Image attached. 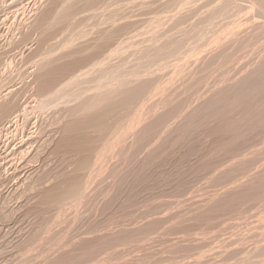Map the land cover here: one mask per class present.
Here are the masks:
<instances>
[{
    "label": "rangeland",
    "instance_id": "obj_1",
    "mask_svg": "<svg viewBox=\"0 0 264 264\" xmlns=\"http://www.w3.org/2000/svg\"><path fill=\"white\" fill-rule=\"evenodd\" d=\"M130 1L99 0L90 14L78 16V30L64 29L76 36L71 43L60 39L54 44L46 42L49 35L43 40L38 26L53 9L52 0H0V264H264V0ZM63 52L71 55L65 60L69 63L82 59L85 71L94 67L96 55L98 62L104 60L103 70L96 68L81 88L90 92L85 99L95 100L86 111L96 124L93 111L108 108L103 125L74 131L66 141L61 127L86 113L68 115L80 104L72 98L79 90L67 86L70 93L61 91L63 97L57 94L44 109L38 93L43 74L46 83L52 78L43 64L49 69ZM104 92L120 99L106 98ZM113 104L117 107L111 112ZM18 114L24 117L16 125ZM24 135L30 141L24 138L29 144L21 145ZM74 181L80 182L77 194L57 200Z\"/></svg>",
    "mask_w": 264,
    "mask_h": 264
},
{
    "label": "bare ground",
    "instance_id": "obj_2",
    "mask_svg": "<svg viewBox=\"0 0 264 264\" xmlns=\"http://www.w3.org/2000/svg\"><path fill=\"white\" fill-rule=\"evenodd\" d=\"M15 0H13V2H14ZM53 2H51L52 4H53V9H51V10H49V11H47L43 16H44V21L42 22V24H41V22H38V23H40V24H38V26L39 27H41V29L43 30L42 32H43V35L42 36H45V35H49V36H51V39H49V36L46 38V36L45 37H43L44 39L43 40H45V39H49L48 41H46V42H49V41H55L54 42V44L57 42H59V41H57V40H63L64 42H67V41H72L74 38H76V36L73 38V33H74V31H76L75 29H76V27H77V30L79 29L78 28V22H79V18H78V16L79 15H81L82 13H84V12H86V11H90L89 9H92V8H94V6L96 5V3L99 1V0H52ZM104 0H102V2H103ZM123 0H121V2H122ZM128 1V3H130L131 4V1L129 2V0H127ZM136 1V0H135ZM231 1V0H230ZM238 1V0H237ZM247 1V0H246ZM120 2V1H119ZM124 2H125V0H124ZM124 2H122V3H124ZM227 2H228V0H227ZM235 2V1H234ZM240 2H242V1H240ZM77 3V4H76ZM133 3V2H132ZM230 3V2H229ZM254 3V2H253ZM14 4V3H13ZM75 4L76 5H78L79 4V6H81V7H79V9L77 8L76 9V6H75ZM83 4V5H82ZM99 4H101V3H99ZM98 4V5H99ZM120 5H121V3H119ZM118 4V2H117V5H119ZM126 4V3H125ZM232 4V3H231ZM231 4H230V7H231ZM236 4V3H235ZM255 4V3H254ZM262 4H264V2L262 3ZM261 4V5H262ZM38 5V4H37ZM103 5H104V3H103ZM217 5V4H216ZM223 5H224V3H223ZM222 5V6H223ZM234 5V4H233ZM101 6V5H100ZM105 6V5H104ZM123 6V5H122ZM127 6V5H126ZM218 6V5H217ZM217 6H216V8H217ZM225 6V5H224ZM236 6V5H235ZM234 6V9L236 8ZM238 6V5H237ZM254 6V5H253ZM264 6V5H263ZM96 7H98V6H96ZM129 7V6H128ZM131 8H133V6H130ZM225 7H227V6H225ZM230 7H228V8H230ZM123 8V7H122ZM127 7H125V9H126ZM215 8V9H216ZM222 8V7H221ZM233 8V7H232ZM99 9V8H98ZM102 9V8H101ZM104 9V8H103ZM107 8H105V11H107L106 10ZM114 9V8H113ZM112 9V10H113ZM214 9V10H215ZM223 9V8H222ZM132 10V9H131ZM220 10V9H219ZM224 10V9H223ZM37 11H38V9H37ZM99 11V10H98ZM97 11V12H98ZM115 11V10H114ZM123 11H125V10H123ZM128 11H130V10H128ZM226 11H228V10H226ZM225 11V12H226ZM34 12V11H33ZM100 12H103L102 10L100 11ZM113 12V11H112ZM111 12V13H112ZM119 12V11H118ZM212 12V11H211ZM224 12V11H223ZM222 12V13H223ZM229 13L230 12H232V11H230V9H229V11H228ZM234 12H236V10H234ZM91 13V11L88 13V14H90ZM105 13V12H104ZM117 13V12H116ZM116 13H114V16L116 15ZM131 13V12H130ZM130 13H128L129 15H130ZM237 13V12H236ZM42 14V13H41ZM86 14H87V12H86ZM98 15H99V13H97ZM101 14V13H100ZM103 14V13H102ZM101 14V15H102ZM107 14H109V12L107 13ZM119 14V13H118ZM123 14V13H122ZM126 14V13H125ZM220 14H221V12H220ZM227 13H225V15H226ZM101 15H100V17H101ZM124 15V14H123ZM225 15H222V16H225ZM228 15V14H227ZM233 15H235L234 13H233ZM43 16H41L42 18H43ZM85 16V15H84ZM105 15H103V17H104ZM108 16V15H107ZM109 16H110V14H109ZM122 15H120L119 17H121ZM215 16V15H214ZM229 16V15H228ZM40 17V18H41ZM86 17V16H85ZM116 17V16H115ZM127 17V16H126ZM154 17V16H153ZM165 17V16H164ZM200 17V16H199ZM210 17V16H209ZM212 17V16H211ZM87 18H88V16H87ZM98 18V17H97ZM108 18H110V17H108ZM114 18V17H113ZM83 19H84V17H83ZM89 19V18H88ZM91 19V18H90ZM98 19H100V18H98ZM103 20H104V18H102ZM111 19V18H110ZM115 19V18H114ZM132 19V18H131ZM153 19V18H152ZM165 19V18H164ZM37 20H38V18H37ZM36 20V21H37ZM130 20V19H129ZM129 20H127V21H129ZM40 21V20H39ZM98 21V20H97ZM108 21V20H107ZM111 21H112V19H111ZM117 21V20H116ZM120 21V20H119ZM123 21V20H122ZM232 21V20H231ZM118 22V21H117ZM124 22H126V20L124 19ZM131 22V21H130ZM149 22V21H148ZM163 22V21H162ZM165 22H166V19H165ZM101 23V22H100ZM99 23V24H100ZM195 23V22H194ZM232 23V22H231ZM107 24H109V23H107ZM115 24V23H114ZM120 24H121V21H120ZM127 24V23H126ZM131 24V23H130ZM133 24V23H132ZM151 24V23H150ZM163 24H164V22H163ZM169 24V23H168ZM35 25H37V23H35ZM105 24H103V26H104ZM135 25V24H134ZM145 25V24H144ZM147 25H148V23H147ZM152 25V24H151ZM62 26H65L64 28H62V29H60V27H62ZM74 26V28H71V30L73 31V33H67L68 31L67 30H64L65 28H67L68 29V27H73ZM115 26V25H114ZM123 26H124V24H123ZM130 26V25H129ZM136 26V25H135ZM150 26V25H149ZM117 27V26H116ZM133 27V26H132ZM144 27V26H143ZM163 27H164V25H163ZM34 28V27H33ZM32 28V30L33 31H36V30H34ZM38 28V27H37ZM114 29H115V27H113ZM118 28H120V27H118ZM135 28V27H134ZM150 28L151 27H148V29H149V31H150ZM203 28V27H202ZM201 28V29H202ZM40 29V28H39ZM38 29V30H39ZM58 29V30H57ZM113 29V30H114ZM123 29V28H122ZM125 30L127 29V28H124ZM133 29V28H132ZM131 29V30H132ZM142 29V28H141ZM140 29V30H141ZM146 29H147V26H146ZM145 29V30H146ZM204 29V28H203ZM57 30V31H56ZM68 30H70V28L68 29ZM70 30V31H71ZM124 30V31H125ZM130 30V29H129ZM134 30V29H133ZM144 30V31H145ZM168 30V29H167ZM187 30V29H186ZM205 30H207L206 28H205ZM204 30V31H205ZM135 31V30H134ZM141 31H143V30H141ZM141 31H139L140 33H141ZM203 31V32H204ZM208 31V30H207ZM52 32V33H51ZM114 32H116V31H114ZM113 32V33H114ZM131 32H133V31H131ZM130 32V33H131ZM151 32V31H150ZM179 32V31H178ZM32 33H34V32H32ZM36 33V32H35ZM35 33H34V35H35ZM103 32H101V35H103L102 34ZM105 33V32H104ZM127 33H128V31H127ZM134 34H135V32H133ZM137 33H138V31H137ZM201 33V32H200ZM42 34V33H41ZM40 34V35H41ZM66 34H68V35H66ZM75 34H76V32H75ZM106 34H108V33H106ZM118 34V33H117ZM125 34V33H124ZM139 34V33H138ZM145 34H147V30H146V33H144V35H143V37L144 36H146ZM196 34V33H195ZM206 34H208V33H206ZM39 35V34H38ZM110 35V34H109ZM108 35V36H109ZM125 35H127V34H125ZM140 35V34H139ZM142 35V34H141ZM141 35H140V37H141ZM176 35V34H175ZM180 35V34H179ZM191 35V34H190ZM31 36V35H30ZM29 36V37H30ZM42 36H38L39 38H40V40L42 39ZM65 36V38L63 39V37ZM93 36H94V34H93ZM111 36V35H110ZM131 36H133L132 34H131ZM135 36V35H134ZM148 36H150V34L148 35ZM153 36V35H152ZM178 36V35H177ZM198 36V35H197ZM201 36V35H200ZM71 37L73 38V39H71ZM91 37V36H90ZM103 38H104V36H102ZM101 36H100V38H102ZM112 37V36H111ZM114 37V36H113ZM112 37V38H113ZM122 37H124V35L122 36ZM127 37H128V35H127ZM203 37V36H202ZM216 37V36H215ZM95 38H97V40H99L98 39V37H95ZM106 38V37H105ZM142 38V37H141ZM146 38V37H145ZM153 38V37H152ZM178 38V37H177ZM191 38V37H190ZM193 38V37H192ZM201 38V37H200ZM203 38H205V37H203ZM222 38V37H221ZM35 39V38H34ZM87 39V38H86ZM90 39V38H89ZM88 39V40H89ZM92 39H94V38H91V40ZM108 39H110V37L108 38ZM107 38L105 39V40H108ZM115 39V38H114ZM113 39V40H114ZM144 39V38H143ZM155 39V38H154ZM173 39V38H172ZM202 39V38H201ZM200 39V40H201ZM217 39H218V37H217ZM42 40V41H43ZM102 40V39H101ZM130 40V39H129ZM145 40V39H144ZM150 39H148L147 41H149ZM180 40V39H179ZM196 40V39H195ZM221 40V39H220ZM219 40V41H220ZM41 41V42H42ZM62 41V42H63ZM110 41V40H109ZM127 42H128V40H126ZM133 41H136V40H133ZM146 41V42H147ZM150 41H152V39L150 40ZM197 41H198V39H197ZM91 42V41H90ZM101 42H103V41H101ZM139 42V41H138ZM189 42V41H188ZM195 42V41H194ZM210 42V41H209ZM214 42V41H213ZM51 43V42H50ZM56 43V44H57ZM71 43V42H70ZM110 43V42H109ZM111 43H112V39H111ZM115 43V42H114ZM132 43H134V42H132ZM142 43V42H141ZM153 42H151V44H152ZM49 44V43H48ZM67 44H69L68 42H67ZM90 45L92 44V42L91 43H89ZM93 44H94V42H93ZM95 44H96V42H95ZM94 44V45H95ZM102 44V43H101ZM108 44V43H107ZM136 44V43H135ZM143 44V43H142ZM149 44V43H148ZM148 44H147V47H148ZM156 44V43H155ZM195 44V43H194ZM197 44H198V42H197ZM206 44H208V42L206 43ZM210 44V43H209ZM46 45V44H45ZM53 45V44H52ZM59 45V44H58ZM58 45H55V46H58ZM88 45V44H87ZM90 45H89V47H90ZM97 45V44H96ZM95 45V46H96ZM100 45V44H99ZM124 45V44H123ZM129 45V44H128ZM144 45V44H143ZM143 45H141V46H143ZM146 45V44H145ZM153 45V44H152ZM200 45V44H199ZM49 46V45H48ZM68 46V45H67ZM94 46V47H95ZM121 46V45H120ZM131 46V45H130ZM135 46V45H134ZM137 46V45H136ZM193 46H195V45H193ZM192 46V47H193ZM198 46V45H197ZM202 46V45H201ZM41 47V46H40ZM53 47V46H52ZM69 47V46H68ZM68 47H66V48H68ZM93 47V48H94ZM96 47H98V46H96ZM108 47V46H107ZM112 47V46H111ZM113 47H114V45H113ZM132 47V46H131ZM140 47V46H139ZM144 47V46H143ZM142 47V48H143ZM146 47V46H145ZM150 47V46H149ZM200 47V46H199ZM203 47V46H202ZM201 47V48H202ZM205 47H206V45H205ZM214 45L212 46V49L211 50H213L214 48ZM49 48V47H48ZM57 48H59V47H57ZM69 48H71V45H70V47ZM68 48V49H69ZM105 48H106V46H105ZM118 48V47H117ZM128 48V47H127ZM138 48V47H137ZM154 48V47H153ZM157 48V47H156ZM210 48V47H209ZM40 49V48H39ZM54 49H55V47H54ZM101 49V48H100ZM109 49H110V47H109ZM119 49V48H118ZM121 49H123V48H121ZM130 49V48H129ZM141 49V48H140ZM139 49V50H140ZM193 49H194V47H193ZM197 49H198V47H197ZM48 50V49H47ZM57 50V49H56ZM69 50H71L72 51V49H69ZM93 50V49H92ZM91 50V51H92ZM96 50V49H95ZM111 50V49H110ZM116 50V49H115ZM131 50V49H130ZM133 50V49H132ZM144 50V49H143ZM150 50H152L151 48H150ZM155 50V49H154ZM210 50V49H209ZM60 51V50H59ZM68 51V50H67ZM66 51V52H67ZM103 51V50H102ZM106 51V50H105ZM113 51H114V49H113ZM121 51V50H120ZM123 51H125V50H123ZM127 51V50H126ZM136 51V50H135ZM134 51V52H135ZM141 51H142V49H141ZM195 51V50H194ZM202 51V50H201ZM205 51V50H204ZM64 52H65V48H64ZM64 52H63V54H61V56H60V54H59V58H55V60L54 61H52L54 64H52V63H50V64H52L53 66L52 67H49V69L43 64V67H44V69L46 68L47 69V76H51L52 78L46 83V78L44 79V74H43V77H41V83H40V87H39V94H41V97H39V98H42V96H43V99H45V100H43L42 99V101L41 100H39V101H41V103L40 104H42V108L44 109V108H46L47 106H48V104H47V102L50 100L51 102H52V100H53V97L54 96H56L58 93H60V94H62L64 91L63 90H66V89H68V87L67 86H69V85H74V86H72V89H76L77 88V90H79V91H77L76 92V94L77 95H72V98L74 97L75 99L77 98L78 99V101L80 102V104L78 105V106H76L75 108H73V109H69V114L68 115H70V116H77V118L78 117H80L82 114H80L81 112H84V111H86V110H88V109H90V106H91V103H92V101H93V99H85V98H88V97H90V96H88L87 97V95H88V93H90V92H88L87 93V95H86V93H83L82 91V89H84V88H81V86H82V84L86 81V79H87V77L88 76H90L94 71L96 72V70H98V71H100V68L103 66L102 65V62L104 61V60H102L101 62L99 61H97L95 58H96V56L95 57H90L89 56V54H88V56L89 57H87V58H89L90 59V62L92 61V60H95L96 62H94L93 63V61L91 62L93 65H94V67L93 68H91V66L90 65H92V64H90L89 66L90 67H88L87 69H86V71H85V67L83 68V69H81L82 68V66H83V61H82V59H79V60H74V61H72V59H71V61H70V63L69 62H67V61H65L66 59L68 60V58L69 57H71V55L70 56H67V55H64ZM87 52H89V49H88V51ZM99 52V51H98ZM100 52H101V50H100ZM109 52V51H108ZM132 52V51H131ZM150 52V51H149ZM149 52H147V53H149ZM157 52V51H156ZM180 52V51H179ZM178 52V53H179ZM186 52V51H185ZM207 52H209V51H207ZM210 52H212V51H210ZM51 53H54L53 52V49H52V51H51ZM56 53V52H55ZM53 54V55H55L56 56V54ZM69 53V52H68ZM95 53V52H94ZM105 53V52H104ZM116 53V52H115ZM129 53V52H128ZM136 53V52H135ZM143 53H144V51H143ZM146 53V52H145ZM177 53V54H178ZM188 52H186L185 54H187ZM190 53V52H189ZM188 53V56L190 55ZM195 53V52H194ZM197 53V52H196ZM202 53V52H201ZM205 53V52H204ZM40 54V53H39ZM48 54H50V50H49V53ZM47 54V55H48ZM66 54V53H65ZM71 54V53H70ZM99 54V53H98ZM101 54V53H100ZM109 54V53H108ZM111 54V53H110ZM133 54V53H132ZM131 54V55H132ZM139 55L138 56H140V53H138ZM155 54V53H154ZM191 54H193V53H191ZM41 55V54H40ZM85 56H87L86 54H84ZM90 55H91V53H90ZM123 56H124V54H122ZM131 55H128L129 57L131 56ZM99 56V55H98ZM97 56V57H98ZM119 56V55H118ZM133 56V55H132ZM141 56H143L142 55V53H141ZM150 56V55H149ZM148 55H147V57H149ZM186 56V55H185ZM193 56V55H192ZM192 56H191V58H192ZM201 56V55H200ZM204 56V55H203ZM49 57V56H48ZM50 57H51V55H50ZM58 57V56H57ZM134 57H135V54H134ZM134 57H132V58H134ZM145 57V56H144ZM53 58V57H52ZM51 58V59H52ZM53 58V59H54ZM91 58H92V60H91ZM128 58V57H127ZM146 58V57H145ZM150 58V57H149ZM169 58V57H168ZM203 58V57H202ZM36 59V58H35ZM44 59V58H43ZM138 59V58H137ZM141 58H139V60H140ZM42 60V59H41ZM98 60H101V59H98ZM136 60V59H135ZM147 60H149V59H147ZM151 60V59H150ZM171 60H173V57H172V59ZM187 60V59H186ZM138 61V60H137ZM144 61H146V60H144ZM144 61H142V63L144 62ZM168 61V60H167ZM169 61H170V58H169ZM189 61H190V59H189ZM194 61V60H193ZM41 62V61H40ZM89 62V61H88ZM133 62V61H132ZM132 62L130 63V64H132ZM140 62V61H139ZM147 62V61H146ZM201 62V61H200ZM127 63H128V61H127ZM138 63V62H137ZM136 62H135V64H137ZM167 63V62H166ZM169 63V62H168ZM167 63V64H168ZM198 63V62H197ZM86 66H88V63H87V61H86ZM104 64V63H103ZM129 64V65H130ZM134 64V63H133ZM139 64V63H138ZM150 64V63H149ZM190 64V63H189ZM188 64V65H189ZM192 64V63H191ZM193 64H194V62H193ZM37 65V64H36ZM49 65V64H48ZM92 65V66H93ZM107 65V64H106ZM140 65H141V63H140ZM143 66H144V64H142ZM146 65H147V63H146ZM188 65H187V68H189L188 67ZM38 66V65H37ZM132 66V65H131ZM134 66H136V65H134ZM139 66V65H138ZM151 66H153V65H151ZM150 66V67H151ZM43 67H41L42 69H43ZM107 67H108V65H107ZM147 67V66H146ZM149 67V66H148ZM194 67H196V65L194 66ZM193 67V68H194ZM38 68H39V66H38ZM40 68V69H41ZM97 68V69H96ZM105 68V67H104ZM140 68H141V66H140ZM144 68V67H143ZM153 68V67H152ZM96 69V70H95ZM110 69V68H109ZM112 69H114V68H112ZM138 69V68H137ZM136 69V70H137ZM156 69V68H155ZM192 69V68H191ZM198 69H199V67H198ZM197 69V70H198ZM102 70H103V67H102ZM101 70V71H102ZM106 70V69H105ZM104 70V71H105ZM115 70V69H114ZM117 70V69H116ZM134 70V69H133ZM132 70V71H133ZM140 70V69H139ZM139 70H138V72H139ZM149 70V69H148ZM151 70V69H150ZM154 70V69H153ZM39 71H41V70H39ZM43 71V70H42ZM140 71H142V70H140ZM143 71H145V70H143ZM146 71H147V69H146ZM190 71V70H189ZM45 72V71H44ZM153 72V71H152ZM191 72V71H190ZM72 74L73 75V77L71 76V78L69 79V77L70 76H68V77H65L67 74ZM98 73V72H97ZM102 73V72H101ZM100 73V74H101ZM119 73V72H118ZM121 73V72H120ZM120 73H119V75H120ZM123 73V72H122ZM122 73H121V75H122ZM131 73V72H130ZM145 73H147V72H145ZM144 73V74H145ZM38 74H40V75H42L41 74V72L40 73H38ZM70 74V75H71ZM93 74H96V73H93ZM114 74H115V72H114ZM140 74V73H139ZM103 75V74H102ZM120 75V76H121ZM147 75V74H146ZM115 76V75H114ZM134 76V75H133ZM140 77H141V75H139ZM145 76V75H144ZM149 76V75H148ZM185 76V75H184ZM68 78L67 80L65 79V78ZM95 77H97V76H95ZM99 77H102V76H99ZM136 75H135V79H136ZM187 77H189V76H187ZM39 78V77H38ZM98 78V77H97ZM96 78V82H97V79ZM120 78V77H119ZM122 78V77H121ZM134 77H131V79H133ZM139 78V77H138ZM42 79H44V80H42ZM95 79V78H94ZM102 79V78H101ZM123 79V78H122ZM122 79H121V82H122ZM142 79V78H141ZM188 79V78H187ZM48 80V79H47ZM93 80V79H92ZM99 80H100V78H99ZM104 80H106V79H104ZM114 80H115V78H114ZM124 80V79H123ZM189 80V79H188ZM36 81H39V80H36ZM44 81V82H43ZM94 81V80H93ZM94 81V82H95ZM102 81V80H101ZM116 81H118V80H116ZM133 81H134V79H133ZM136 81V80H135ZM144 81H146V80H144ZM172 81H173V78H172ZM186 81V80H185ZM95 82V83H96ZM105 82V81H104ZM108 82H111V81H108ZM124 82V81H123ZM137 82H139V80L137 81ZM141 82V81H140ZM139 82V83H140ZM148 82V81H147ZM146 82V83H147ZM90 83V82H89ZM99 83H101V82H99ZM144 83V82H143ZM142 83V84H143ZM86 84V83H85ZM91 84V83H90ZM104 84V83H103ZM125 84H126V82H125ZM87 85H89V84H87ZM92 85V84H91ZM96 84H94V89H95V91L97 90L96 89V86H95ZM111 85H112V83H111ZM111 85L109 84L108 86H110V87H108V86H106V88L108 87V89H110L111 90ZM169 85H171V83H169ZM174 84H172V86H173ZM71 86H69L70 88H71ZM75 86H76V88H75ZM99 86V87H98ZM97 87L98 88H101L102 87V85H98ZM101 86V87H100ZM113 87H115V85H112ZM119 86V85H118ZM123 86V85H122ZM126 86V85H125ZM186 86V85H185ZM65 87H67V88H65ZM104 87V86H103ZM102 87V88H103ZM112 87V88H113ZM135 87V86H134ZM133 87V88H134ZM140 87V86H139ZM38 88V87H37ZM101 88V89H102ZM105 88V87H104ZM127 87H125V89H126ZM142 88H143V86H142ZM144 88H146V86L144 87ZM143 88V89H144ZM92 89V88H91ZM93 89V90H94ZM116 89V87L115 88H113V94H115L116 92H117V90H115ZM140 89V88H139ZM138 89V90H139ZM142 89V90H143ZM70 91H71V89H69ZM89 90V89H88ZM103 90H105V89H103ZM121 90V89H120ZM127 90V89H126ZM134 90H136V88L134 89ZM138 90H136V91H138ZM147 90V89H146ZM36 91V90H35ZM61 91H63L62 93H61ZM67 92H69L68 90H66ZM74 91H76V90H74ZM90 91V90H89ZM97 91H99V89L97 90ZM112 91V90H111ZM116 91V92H115ZM145 91V90H144ZM144 91H141V93L142 92H144ZM160 91V90H159ZM71 92H73V91H71ZM101 92H102V90H101ZM100 92V93H101ZM106 92V91H105ZM104 92V94H106ZM115 92V93H114ZM120 92V91H119ZM118 92V93H119ZM121 92H123L122 90H121ZM138 92H140V91H138ZM150 92L151 91H149V94H150ZM70 93V92H69ZM75 93V92H74ZM117 93V94H118ZM135 93V92H134ZM144 93H146V92H144ZM143 93V94H144ZM152 93V92H151ZM173 92H171L170 94H172ZM60 94H58L57 95V98H59L58 96L60 95ZM83 94H85L86 95V97L84 98V95ZM98 94V93H97ZM113 94L111 95H109V94H106V98H107V95H108V97H110L111 99H112V97H118V96H113ZM123 94V93H122ZM125 94V93H124ZM127 94V93H126ZM159 94V93H158ZM157 94V95H158ZM201 94V93H200ZM199 94V95H200ZM36 95V94H35ZM63 95V94H62ZM65 95V94H64ZM69 94H67V96H68ZM71 95V94H70ZM82 95H83V98H82ZM96 95V94H95ZM161 95V94H160ZM173 95H175V94H173ZM14 96V95H13ZM100 96V95H99ZM98 96V97H99ZM122 96V95H121ZM124 97L123 98H126L127 96L126 95H123ZM140 96V95H139ZM145 96V95H144ZM150 96H151V94H150ZM154 96V95H153ZM156 96V95H155ZM201 96V95H200ZM52 97V98H51ZM63 97V96H62ZM61 97V95H60V98H62ZM133 97V96H132ZM147 97V96H146ZM145 97V98H146ZM171 97H172V95H171ZM51 98V99H50ZM67 98V97H66ZM91 98V97H90ZM119 98V97H118ZM122 98V99H123ZM130 98V97H129ZM128 98V99H129ZM148 98V97H147ZM19 99V98H18ZM48 99V100H47ZM54 99H55V97H54ZM64 99H65V97H64ZM68 99H69V97H68ZM101 99V98H100ZM120 99V98H119ZM131 100L133 99V98H130ZM139 99H141V98H139ZM139 99L137 100V102L139 101ZM149 99V98H148ZM148 99H146V100H148ZM151 99V98H150ZM155 99V98H154ZM159 99V98H158ZM162 99H164L163 97H162ZM172 99V98H171ZM57 100V99H56ZM71 100H73V99H71ZM81 100V101H80ZM103 100V99H102ZM102 100H100V101H102ZM124 100H127V99H124ZM123 100V101H124ZM143 100V99H142ZM145 100V101H146ZM15 101V100H14ZM58 101V100H57ZM65 101V100H64ZM67 101V100H66ZM120 101V100H119ZM119 101H117V102H119ZM134 101H135V99H134ZM151 101H153V100H151ZM160 101V100H159ZM67 102H69L70 103V99H69V101H67ZM66 102V103H67ZM81 102L83 103L82 105H81ZM93 102H95V100L93 101ZM137 102H135V103H137ZM144 102V101H143ZM147 102V101H146ZM150 102V101H149ZM13 103V102H12ZM16 103V102H15ZM22 103H23V101H22ZM48 103H50V102H48ZM53 103V102H52ZM55 103V102H54ZM68 103V104H69ZM74 103H75V101H74ZM129 103H131V102H129ZM56 104V103H55ZM58 104L59 103H57L56 105L58 106ZM64 104V103H63ZM72 104V103H71ZM17 105V104H16ZM67 105V104H66ZM74 105V104H73ZM72 105V106H73ZM99 105V104H98ZM100 105H102V104H100ZM132 105V104H131ZM136 105V104H135ZM134 105V106H135ZM18 106V105H17ZM64 106H65V104H64ZM64 106H63V108H64ZM69 106V108H70V105H68ZM106 106H107V104H106ZM162 106H163V103H162ZM162 106H159V108H161ZM20 107V106H19ZM50 107H51V104H50ZM52 107H54V105L52 104ZM56 107V106H55ZM61 107V106H60ZM92 107H93V105H92ZM91 107V108H92ZM104 107V106H103ZM116 105L115 104H113V106H111V108H109V111H113L114 109H116ZM132 107V106H131ZM3 108V107H2ZM63 108H59V109H63ZM96 108V107H95ZM159 108H157V109H159ZM0 109H1V106H0ZM49 109V108H48ZM52 109V108H51ZM67 109H68V107H67ZM98 109V108H97ZM100 109V108H99ZM154 109H156V108H154ZM66 110V109H65ZM127 110V109H126ZM152 110H153V108H152ZM56 111V110H55ZM63 111V110H62ZM61 111V112H62ZM68 111V110H67ZM93 111V110H92ZM101 111V112H100ZM99 112V114L98 113H94V111H93V113L92 114H97L98 116V118H97V120L99 119V124L100 125H103L102 123L104 122L103 120H104V117H106L105 115H108L107 114V112H108V108H107V110L105 109V111H102V110H100ZM116 111V110H115ZM118 111V110H117ZM116 111V112H117ZM155 111V110H154ZM1 112V111H0ZM6 112V111H5ZM19 112H21V111H19ZM18 112V113H19ZM48 112V111H47ZM89 112H90V110H89ZM50 113V112H49ZM150 113V112H149ZM6 114L8 115V113L6 112ZM5 114V115H6ZM16 114H17V112H16ZM61 114H63V113H61ZM67 114V113H66ZM80 114V116H78ZM110 114H112V113H110ZM147 114V113H146ZM151 114V113H150ZM64 115V114H63ZM115 115H117V114H115ZM153 115V114H152ZM2 116V115H1ZM1 116H0V119H1ZM13 116V115H12ZM11 116V117H12ZM69 116V117H70ZM112 116V115H111ZM113 116H114V114H113ZM7 117V116H6ZM10 117V116H9ZM10 117V118H11ZM21 117H24V115L23 114H18L15 118H16V121H15V124L16 123H18L20 120H21ZM54 117V116H53ZM71 117V118H72ZM94 117V116H93ZM93 117H92V115H91V113L90 114H87V111H86V113H84V115L83 116H81L80 118H78L77 120H74V117H73V120L70 122V120L68 121V123H66L65 125H61L62 127H61V132H60V134L62 133L63 134V137L62 138H64V141H66V140H70L69 139V137H70V134H72L74 131H77V130H84V129H86V128H90L91 126H93V125H98L99 126V124H96L95 123V121H96V119H93ZM122 117H123V115H122ZM9 118V119H10ZM57 118V117H56ZM64 118V117H63ZM67 118V117H66ZM70 118V119H71ZM96 118V117H95ZM120 118V117H119ZM126 118V117H125ZM23 119V118H22ZM103 119V120H102ZM106 119H107V117H106ZM105 119V120H106ZM118 119V118H117ZM127 119H128V117H127ZM126 119V120H127ZM2 120V119H1ZM0 120V121H1ZM6 120V119H5ZM12 120V119H11ZM10 120V121H11ZM15 120V119H14ZM63 120V119H62ZM108 120V119H107ZM110 120V119H109ZM121 120V119H120ZM4 120H2V122H3ZM9 121V120H8ZM115 121V120H114ZM123 121V120H122ZM141 121V120H140ZM146 121V120H145ZM66 122V121H65ZM113 121H110V123H112ZM128 122V121H127ZM127 122H124L125 124L127 123ZM10 123V122H9ZM14 123V122H13ZM13 123H11V124H13ZM22 123V122H21ZM24 123V122H23ZM118 123H121V122H118ZM129 123V122H128ZM128 123H127V125H128ZM142 123V122H141ZM108 124V123H107ZM116 124V123H115ZM122 124H123V122H122ZM131 123H129V125H130ZM139 124V123H138ZM138 124H137V126H138ZM10 124H8V126H9ZM17 125V124H16ZM15 125V126H16ZM19 125V124H18ZM23 125V124H22ZM21 125V126H22ZM25 126H27V124L25 125ZM97 126V127H98ZM131 126V125H130ZM133 126V125H132ZM135 126V125H134ZM16 127H18V126H16ZM15 127V128H16ZM22 127H24V125L22 126ZM101 127V126H100ZM111 127H113V126H111ZM118 127V126H117ZM122 127V126H121ZM12 128V127H7V131H8V133H9V130ZM56 128V127H55ZM88 128V129H89ZM92 128V127H91ZM115 128V129H114ZM123 128V127H122ZM121 128V129H122ZM17 129V128H16ZM19 130H18V132L20 131V129H22V128H20V125H19V128H18ZM25 129H27V128H25ZM58 129V128H57ZM93 129V128H92ZM91 129V130H92ZM95 129V128H94ZM99 130V127L98 128H96L95 130ZM111 129H114V130H117L116 129V126H114L113 128H110V130ZM118 129H120L119 127H118ZM121 129H120V131H121ZM132 129V128H131ZM14 130V129H13ZM24 130V129H23ZM23 130H21V131H23ZM30 130V129H29ZM107 130V129H106ZM106 130L104 131V133H107V132H109L110 130L108 129V131L106 132ZM112 131V132H114L115 133V131ZM134 130V129H133ZM25 131H27V130H25ZM90 131V130H89ZM123 131V130H122ZM121 131V132H122ZM125 131V130H124ZM129 131H131V130H129V128H128V131L127 132H129ZM136 131L137 130H135V133H136ZM24 132V131H23ZM78 132V131H77ZM80 132V131H79ZM83 132V131H82ZM93 132H95V131H93ZM99 132V131H98ZM112 132H110V133H112ZM7 132H6V134H8ZM22 133V132H21ZM29 133V132H28ZM27 133V134H28ZM84 133V132H83ZM82 133V134H83ZM86 133H88V131L86 132ZM86 133H84V134H86ZM103 133V132H102ZM101 133V134H102ZM109 133V134H110ZM130 133V132H129ZM129 133H128V135H129ZM13 134V133H12ZM19 134V133H18ZM18 134H16V133H14L13 134V136L15 137V135H17L18 136ZM83 134V135H84ZM91 134V133H90ZM93 134V133H92ZM119 134V133H118ZM134 134V133H133ZM100 135V134H99ZM106 135V134H105ZM104 135V136H105ZM112 135H114V134H112ZM116 135V134H115ZM125 135V134H124ZM127 135V134H126ZM131 135H132V133H131ZM20 136V135H19ZM26 136H29V135H26ZM32 136V135H31ZM72 136V135H71ZM96 136V135H95ZM102 136H103V134H102ZM102 136H100L101 138H102ZM121 136H123L122 134L119 136V138L121 137ZM13 137V138H14ZM34 137V136H33ZM32 137V138H33ZM97 137V136H96ZM108 137H110L109 135H108ZM126 137V136H125ZM136 137V136H135ZM17 138V137H16ZM24 138H25V135L22 137V138H20V143L19 144H23L24 142H25V140H24ZM29 137H27V139H28ZM31 138V139H32ZM87 138V137H86ZM115 138V137H114ZM127 138V137H126ZM134 138V137H133ZM15 139V138H14ZM18 139V138H17ZM26 139V138H25ZM27 139H26V141H27ZM105 138L103 137V140H104ZM108 139V138H107ZM106 139V140H107ZM112 139H113V137H112ZM124 138H122V140H123ZM12 140V139H11ZM19 140V139H18ZM29 140V139H28ZM89 140V139H88ZM125 140H127V139H125ZM30 141V140H29ZM35 141V140H34ZM107 141H109V140H107ZM130 141V140H129ZM13 142L15 143V140H13ZM19 142V141H18ZM103 142V141H102ZM112 142V141H111ZM121 142L122 141H120V146H121ZM127 142V141H126ZM126 142H124V144L126 143ZM30 143H32V146H33V142H30ZM85 143V142H84ZM94 143V142H93ZM97 143V142H96ZM95 143V144H96ZM100 143H101V141H100ZM105 143V142H104ZM110 143V142H109ZM114 143V142H113ZM123 143V142H122ZM18 144V143H17ZM25 144H29V142L28 143H26L25 142ZM106 144V143H105ZM112 144V143H111ZM14 145V144H13ZM31 145V144H30ZM97 145V144H96ZM103 145V144H102ZM101 145V146H102ZM108 145H110V144H108ZM119 145V144H118ZM123 145V144H122ZM25 146V145H24ZM36 146V145H35ZM100 145H98V147H99ZM107 146V145H106ZM115 146V145H114ZM119 146V147H120ZM124 146V145H123ZM14 147H15V145H14ZM26 147H30V146H27L26 145ZM26 147H25V149H26ZM8 148V147H7ZM6 148V149H7ZM12 148H13V146H12ZM18 148V147H17ZM32 148V147H31ZM97 148V147H96ZM105 148V147H104ZM115 148H117L116 146H115ZM114 148V149H115ZM25 149H23V151L25 150ZM99 149V148H98ZM103 149V148H102ZM106 149H108V148H106ZM111 149V148H110ZM110 149H109V151H110ZM118 149V148H117ZM117 149L115 150V151H117ZM120 149V148H119ZM16 151H17V149H15ZM29 150H30V148H29ZM29 150H27V152L29 151ZM14 150H12V152H13ZM19 151V150H18ZM32 151V150H31ZM108 151V150H107ZM111 151H112V149H111ZM114 151V152H115ZM121 151V150H120ZM120 151H117L116 152V154L118 153V152H120ZM22 152V151H21ZM97 152V151H96ZM106 152V151H105ZM113 152V151H112ZM113 152V153H114ZM125 152H126V150H125ZM124 152V153H125ZM7 153H11V152H7ZM6 153V155H10V154H7ZM25 153V152H24ZM100 153V152H99ZM111 153V152H110ZM15 154V153H14ZM17 154V153H16ZM32 154V153H31ZM98 154V153H97ZM96 154V155H97ZM106 154V153H105ZM119 154V153H118ZM23 155V154H22ZM100 155V157H101V153L99 154ZM103 155V154H102ZM122 155V154H121ZM120 155V156H121ZM5 156V155H4ZM14 156V155H13ZM112 156V155H111ZM114 156V155H113ZM117 156V155H116ZM115 156V157H116ZM24 157V156H23ZM96 157V156H95ZM105 157V156H104ZM107 157V156H106ZM110 157V156H109ZM121 157H123V156H121ZM6 158V157H5ZM108 158V157H107ZM110 158H112L113 159V157H110ZM120 158V157H119ZM26 159V158H25ZM98 159H99V157H98ZM105 159V158H104ZM123 159V158H122ZM120 160V159H119ZM96 161V160H95ZM106 161V160H105ZM9 162V161H8ZM102 162H104V161H102ZM114 162H117V161H115V158H114ZM23 163V162H22ZM101 163V162H100ZM108 163H111V162H108ZM26 164H27V162H26ZM106 164V163H105ZM104 164V165H105ZM118 164H119V162H118ZM85 165H87V162L86 163H83L82 164V168H84L85 167ZM108 165V164H107ZM112 165V164H111ZM116 165V164H115ZM15 166V165H14ZM28 166V165H27ZM96 166V165H95ZM94 166V167H95ZM102 166V165H101ZM100 166V167H101ZM113 166V165H112ZM93 167V168H94ZM24 168V167H23ZM26 168V167H25ZM103 167H101V169H102ZM106 168V167H105ZM114 169V168H113ZM113 169H112V171H113ZM115 170V169H114ZM107 171H108V169H107ZM110 171V170H109ZM13 172V171H12ZM100 172V171H99ZM110 173V172H109ZM111 174H114V172L113 173H111ZM101 175V174H100ZM104 176V175H103ZM106 176V175H105ZM108 177V176H107ZM112 178V177H111ZM111 180V179H110ZM95 181V180H94ZM103 181V180H102ZM105 181V180H104ZM79 183L80 182H76V181H74L73 183H72V185H70L71 187L69 188V190L68 191H66V192H63V193H61V194H59V195H57L55 198L57 199V200H62V199H68V198H72V197H74L76 194H77V191H78V189H80V185H79ZM104 183V182H103ZM102 185V184H101ZM52 193V192H51ZM83 193V192H82ZM89 193V192H88ZM86 194V193H85ZM48 195V194H47ZM52 195V194H51ZM82 195V194H81ZM83 196V195H82ZM49 200V199H48ZM70 200V199H69ZM51 201V200H50ZM52 203H53V201H52ZM55 205V204H54ZM48 206V205H47ZM77 213V212H76ZM59 225V224H58ZM64 231V230H63ZM99 232V231H98ZM62 246H63V244H62ZM65 246H66V244H65ZM222 251V250H221ZM252 251V250H251ZM259 251V250H258ZM264 251V250H263ZM250 252V251H249ZM251 253V252H250ZM243 254H245V253H242V255ZM254 254V253H253ZM211 255V254H210ZM248 255V254H247ZM261 255H262V253H261ZM251 256V255H250ZM249 256V257H250ZM255 256V255H254ZM260 256V255H259ZM204 257V256H203ZM213 257H215V256H213ZM221 257V256H220ZM243 257H245L244 255H243ZM263 257V256H262ZM232 258V257H231ZM247 258V257H246ZM253 258V257H252ZM252 258H251V260H252ZM234 259H235V257H234ZM247 259H249V258H247ZM247 259H246V261H247ZM259 259V258H258ZM260 259H261V257H260ZM262 259H264V258H262ZM220 260V259H219ZM236 260H238L237 258L234 260V261H236ZM245 260V259H244ZM256 260H257V258H256ZM81 261V260H80ZM253 261V260H252ZM262 261V260H261ZM260 261V262H261ZM204 262V261H203ZM232 262H233V260H232ZM239 263L240 264V261L238 260V261H236L235 263ZM250 262V261H249ZM255 262V261H254ZM258 262H259V260H258ZM263 262V261H262ZM79 263H81V262H79ZM97 263V262H96ZM245 263H248V262H245ZM250 264H253V262L252 263H250ZM257 264V263H256ZM261 264V263H260Z\"/></svg>",
    "mask_w": 264,
    "mask_h": 264
}]
</instances>
